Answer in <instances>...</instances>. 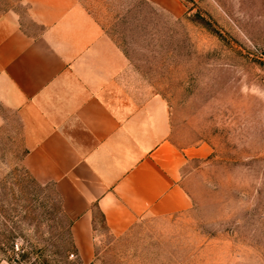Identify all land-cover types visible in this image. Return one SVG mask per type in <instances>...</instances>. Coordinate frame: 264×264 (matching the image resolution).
Returning a JSON list of instances; mask_svg holds the SVG:
<instances>
[{"label": "rangeland", "instance_id": "1", "mask_svg": "<svg viewBox=\"0 0 264 264\" xmlns=\"http://www.w3.org/2000/svg\"><path fill=\"white\" fill-rule=\"evenodd\" d=\"M91 6L130 61L128 90L163 97L171 138L189 155L183 178L191 206L138 223L130 246L146 251V264H264V0ZM24 153L19 118L7 114L0 264H79L60 197L32 178ZM96 218L106 245L111 236Z\"/></svg>", "mask_w": 264, "mask_h": 264}, {"label": "crops", "instance_id": "2", "mask_svg": "<svg viewBox=\"0 0 264 264\" xmlns=\"http://www.w3.org/2000/svg\"><path fill=\"white\" fill-rule=\"evenodd\" d=\"M93 2L0 0V127L19 118L22 163L57 191L79 264H146L130 233L191 206L188 149L163 97L128 90L130 61Z\"/></svg>", "mask_w": 264, "mask_h": 264}, {"label": "built area", "instance_id": "3", "mask_svg": "<svg viewBox=\"0 0 264 264\" xmlns=\"http://www.w3.org/2000/svg\"><path fill=\"white\" fill-rule=\"evenodd\" d=\"M263 75H264V68H263Z\"/></svg>", "mask_w": 264, "mask_h": 264}, {"label": "trees", "instance_id": "4", "mask_svg": "<svg viewBox=\"0 0 264 264\" xmlns=\"http://www.w3.org/2000/svg\"><path fill=\"white\" fill-rule=\"evenodd\" d=\"M190 1H192V0H190Z\"/></svg>", "mask_w": 264, "mask_h": 264}]
</instances>
